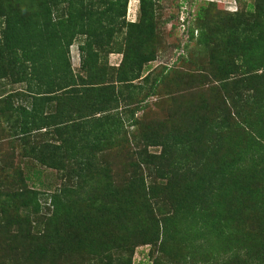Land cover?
Returning <instances> with one entry per match:
<instances>
[{
	"label": "trees",
	"instance_id": "1",
	"mask_svg": "<svg viewBox=\"0 0 264 264\" xmlns=\"http://www.w3.org/2000/svg\"><path fill=\"white\" fill-rule=\"evenodd\" d=\"M136 1L0 0V264H264V0L200 2L152 69L166 20Z\"/></svg>",
	"mask_w": 264,
	"mask_h": 264
},
{
	"label": "rangeland",
	"instance_id": "2",
	"mask_svg": "<svg viewBox=\"0 0 264 264\" xmlns=\"http://www.w3.org/2000/svg\"><path fill=\"white\" fill-rule=\"evenodd\" d=\"M203 1L205 0H186V1L159 0V4L161 6L160 9L161 19L163 21L166 20V22L164 21L165 22L164 25H162V31L164 35L163 44L166 47L164 48V50L160 51L158 57L149 64L151 69L154 67H158L159 65H171L172 62L175 61L176 57L184 52L183 46L185 42H187L186 25L187 24L189 25V22L193 19L194 13L196 12L200 2ZM214 1H216V3L222 4V6L227 10L236 9L235 0H214ZM245 1L248 3L252 2V0H245ZM177 4H179V7H177ZM137 7H138V3L136 0H128L125 11L126 20L133 21L136 19ZM185 18L187 19V21L184 24H181V22ZM196 31L197 30H194V35H196ZM70 51H71L72 66L77 67L78 60H77L76 45H72ZM120 57L121 55L119 53L113 52L108 55L107 59L110 64H116L119 61ZM17 88L20 87L15 86V89ZM148 100L149 103L151 104V108H154L151 109L148 118H153V116H155L156 107L154 106V104H152V102L156 103L159 100L156 97H151ZM167 114L168 112L165 113L164 117H167ZM4 117H5V113H0V121L2 122L1 125L4 128L3 129L0 127V135H3L4 132L7 131L5 125L6 123L3 122ZM4 142L5 141H2L0 143L2 144ZM2 146H5V144H3ZM11 158L13 164L17 163V165L23 168L25 174H30L29 171H31L33 165L24 163L27 158H23L18 153L17 149L14 151ZM31 179L32 177H30V180ZM39 179L42 181V185H38V183H36V186H38L39 189L41 190H46L45 188H47L48 186L50 187L51 184H52L51 189H53V187L56 184H58V181H55V178L53 177V171L51 169H43ZM30 180L28 181V187L29 185H31ZM148 249H149L148 245H140L135 247L131 257L132 260L131 264H150L151 261L147 258Z\"/></svg>",
	"mask_w": 264,
	"mask_h": 264
}]
</instances>
